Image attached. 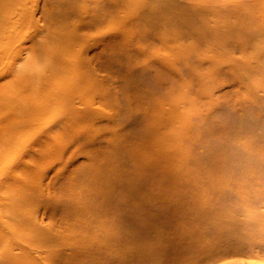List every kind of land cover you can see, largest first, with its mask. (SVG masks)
<instances>
[{
  "label": "bare ground",
  "instance_id": "1",
  "mask_svg": "<svg viewBox=\"0 0 264 264\" xmlns=\"http://www.w3.org/2000/svg\"><path fill=\"white\" fill-rule=\"evenodd\" d=\"M263 165L264 0H0V264H170L160 215Z\"/></svg>",
  "mask_w": 264,
  "mask_h": 264
},
{
  "label": "rangeland",
  "instance_id": "2",
  "mask_svg": "<svg viewBox=\"0 0 264 264\" xmlns=\"http://www.w3.org/2000/svg\"><path fill=\"white\" fill-rule=\"evenodd\" d=\"M104 78L108 79V75ZM226 89L228 87L225 86L218 92H224ZM90 124L91 122H88L84 127ZM110 127L115 126L110 124ZM214 136L220 138L221 132L215 133ZM86 162L87 158L79 155L69 169H64V164L60 163L61 171L58 174L61 178L55 189L64 190L65 187L71 186L73 175L80 179L78 168L84 166ZM258 172L255 188L259 195L263 196L256 203L261 205L260 211L255 212V206L247 205L243 200L228 199L224 195L218 198L214 195L216 200L211 202H215L212 204L213 208L203 206L204 200L185 199L181 207L173 206L171 213L160 215L157 221L161 224L160 230L164 231L168 238L166 242L170 264L177 261L179 264H221L224 260L242 261L264 256V165ZM56 173V169H51L49 172L50 176ZM50 176L44 178L43 188L40 187L44 189L45 195L53 190V187L48 185ZM207 187L206 183L200 186L201 189ZM76 189L81 188L78 186ZM194 203L196 207L201 206L197 212L194 211ZM166 206L170 205L166 204ZM5 225L0 223V229ZM14 242L15 240L12 239L10 243Z\"/></svg>",
  "mask_w": 264,
  "mask_h": 264
},
{
  "label": "clouds",
  "instance_id": "3",
  "mask_svg": "<svg viewBox=\"0 0 264 264\" xmlns=\"http://www.w3.org/2000/svg\"><path fill=\"white\" fill-rule=\"evenodd\" d=\"M221 264H264V256H258L255 259H247L242 261L224 260Z\"/></svg>",
  "mask_w": 264,
  "mask_h": 264
}]
</instances>
